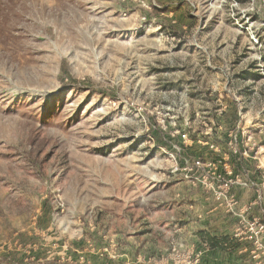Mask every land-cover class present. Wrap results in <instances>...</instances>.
Masks as SVG:
<instances>
[{
    "label": "rangeland",
    "instance_id": "1",
    "mask_svg": "<svg viewBox=\"0 0 264 264\" xmlns=\"http://www.w3.org/2000/svg\"><path fill=\"white\" fill-rule=\"evenodd\" d=\"M263 213L264 0H0V264H264Z\"/></svg>",
    "mask_w": 264,
    "mask_h": 264
},
{
    "label": "built area",
    "instance_id": "2",
    "mask_svg": "<svg viewBox=\"0 0 264 264\" xmlns=\"http://www.w3.org/2000/svg\"><path fill=\"white\" fill-rule=\"evenodd\" d=\"M182 138L186 141L187 140V135H183ZM192 168L191 169H185L186 171L192 173L194 170H201L205 168V164L200 160V159H194L192 162ZM178 171V170H177ZM204 182L206 185L213 186L215 182H210L209 180L205 179ZM214 183V184H213ZM220 183V182H218ZM216 186V184H215ZM241 186L244 187H254V184H247V183H242ZM221 188H229L231 187V183H224L220 185ZM259 200L251 204V207L253 206H258L259 205ZM245 212L247 211V208L244 209ZM243 221L247 217H241ZM246 225L241 226L239 229L240 234H245L249 233L251 234V240L252 242L259 248L264 249V213L262 214L261 217H253V220L251 223L246 222ZM236 241L240 242L237 237L235 238ZM260 249V250H261Z\"/></svg>",
    "mask_w": 264,
    "mask_h": 264
},
{
    "label": "trees",
    "instance_id": "3",
    "mask_svg": "<svg viewBox=\"0 0 264 264\" xmlns=\"http://www.w3.org/2000/svg\"><path fill=\"white\" fill-rule=\"evenodd\" d=\"M200 236L205 240V244L209 247L210 250H217L220 249L222 251H228L232 248L233 239L229 237H216L206 234L205 232H201ZM234 241L237 243L236 239ZM230 244V247H229ZM236 248V245L234 249ZM233 250V248H232Z\"/></svg>",
    "mask_w": 264,
    "mask_h": 264
},
{
    "label": "crops",
    "instance_id": "4",
    "mask_svg": "<svg viewBox=\"0 0 264 264\" xmlns=\"http://www.w3.org/2000/svg\"><path fill=\"white\" fill-rule=\"evenodd\" d=\"M247 193H249V191H243V190L239 191V197L238 198L242 204H247L249 202L254 203L257 201L258 197L256 196L254 191L253 192L251 191V194H247ZM254 213H259L258 206L254 207V209L252 210V213H250V215L252 216ZM216 237H218V236H216ZM222 237H226V236H222ZM227 237H229V236H227ZM229 238H231V237H229ZM217 250H220V249H217ZM217 250H210V251H217ZM242 250H243V245L237 241L236 248L233 251L238 252V251H242ZM220 251H222V250H220ZM238 262H239V264H242L243 260L236 259L237 264H238Z\"/></svg>",
    "mask_w": 264,
    "mask_h": 264
}]
</instances>
